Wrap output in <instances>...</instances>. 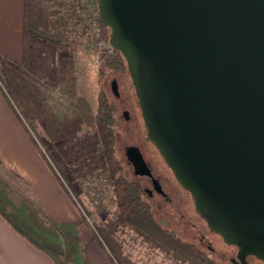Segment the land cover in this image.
I'll return each mask as SVG.
<instances>
[{
  "label": "water",
  "instance_id": "water-1",
  "mask_svg": "<svg viewBox=\"0 0 264 264\" xmlns=\"http://www.w3.org/2000/svg\"><path fill=\"white\" fill-rule=\"evenodd\" d=\"M98 2L148 139L209 229L239 247L242 263L264 260V0ZM133 152L136 174L150 175Z\"/></svg>",
  "mask_w": 264,
  "mask_h": 264
},
{
  "label": "rangeland",
  "instance_id": "rangeland-1",
  "mask_svg": "<svg viewBox=\"0 0 264 264\" xmlns=\"http://www.w3.org/2000/svg\"><path fill=\"white\" fill-rule=\"evenodd\" d=\"M72 4L73 0H28L27 22L36 25L41 30L62 31L73 37L72 25L69 22L71 14H74L76 10H73ZM102 38L104 40V32H102ZM81 43L82 49L77 56L65 58L49 45L35 42L28 36L29 63L27 67L9 69L7 78H5L6 82L2 84L9 96L10 92L6 89L7 87L11 88L12 85L14 90L19 91L36 118L38 127L43 130L45 138L67 161L70 170H74L72 184L77 185L86 195V204L94 210L93 217H86L80 205L76 204L88 228L86 235L90 230L93 237L95 233L93 219L112 218L117 211L110 178L102 172L99 147L91 141L90 120L99 105V95L102 90L107 92L111 102L116 106L114 115L118 134L117 153L125 164L128 175L133 177L126 165L127 146H142L141 148L143 150L145 148L148 156L152 158L154 156L150 155L151 146L144 141L147 128L143 125L142 109L130 69L128 71L125 67L119 71L109 70L106 75H102L101 62L96 54L98 50L94 46H88L85 42ZM115 80L118 83L119 95H116L113 90ZM125 111H129V120L124 116ZM135 124L138 126L136 127ZM38 140H40L39 137ZM161 162L162 172H167L165 175L177 192L174 196L173 191L165 186V181H163L166 191L173 196L176 207L172 210L163 203L160 209L153 207L159 221L164 220V225L180 237L196 244L220 264H264L263 259L253 254L246 257V262L238 263L237 247L226 243L221 235L209 231L196 215L193 201L190 205L191 200L184 201L182 198L185 194L182 190L184 187L179 186L169 174L172 170L165 166L162 160ZM51 167L55 171L52 165ZM8 170L0 166V205L2 208L36 239L50 246L58 257L68 262L85 264L82 246L64 242L65 239L75 238L68 235V228L52 224L47 219L44 210L42 212L40 204H35V200L30 195L29 184L22 177L11 174ZM56 174L58 175L57 172ZM64 232H67V235ZM132 234H125L128 240L125 248L137 263L182 264L168 258L163 253L149 250L145 242L139 238H133ZM97 240L101 243V240ZM104 248L109 255L107 248L105 246ZM110 260H112L111 257Z\"/></svg>",
  "mask_w": 264,
  "mask_h": 264
},
{
  "label": "trees",
  "instance_id": "trees-1",
  "mask_svg": "<svg viewBox=\"0 0 264 264\" xmlns=\"http://www.w3.org/2000/svg\"><path fill=\"white\" fill-rule=\"evenodd\" d=\"M72 6H74L73 10H75L74 2ZM73 15L71 14V17ZM99 22L102 32H104L105 40V46L96 51L97 57L101 62L102 75H106L109 70L115 69L119 71L125 67L129 71L126 56L122 51L116 50L111 45L110 40L113 28L105 25L101 17L99 18ZM25 31L27 36L31 37L35 42L49 45L56 53L65 58L77 56L80 49H82V43L79 40L64 34L62 31L41 30L29 22H26ZM0 79L1 82H6L1 70ZM9 88L10 86L6 89L10 92V96L7 95L29 135L46 160L50 161L49 163L58 173L64 187L71 194L75 203L80 205L79 207L83 210L86 217H93L94 210L86 204V195L82 193L77 185L72 184L74 170H70L67 161L56 152V149L45 138L43 130L38 127L36 118L31 113V109L24 102L25 100H23L20 93L16 92L12 85V89ZM115 110L116 106L111 102L107 92L102 90L99 95V105L90 120L91 141L99 147L102 172L110 178L117 211L112 218L93 219L95 233L92 240L95 238L101 240L114 264H139L134 261L132 254L125 248L128 241L126 235L130 233H133V238H139L145 242L149 250L163 253L176 262H181L182 264H220L209 257L203 249L193 242L180 237L175 231L164 226L157 219L153 206L145 198L140 182L128 175L125 164L117 153L118 134L115 127ZM38 137L40 140H38ZM0 165L3 166L1 163ZM8 172L16 175L11 170H8ZM31 192L30 190V195L35 200ZM35 204L38 205L36 201ZM0 213L21 235L47 253L56 264H76L75 262H68L66 259L58 257L50 246L45 245L30 234L1 205ZM88 244L89 242L82 248L85 255V264H89L86 257Z\"/></svg>",
  "mask_w": 264,
  "mask_h": 264
},
{
  "label": "crops",
  "instance_id": "crops-1",
  "mask_svg": "<svg viewBox=\"0 0 264 264\" xmlns=\"http://www.w3.org/2000/svg\"><path fill=\"white\" fill-rule=\"evenodd\" d=\"M28 14V0H0V70L5 78L9 69H24L29 63L25 31ZM0 163L29 184L36 203L52 224L68 228V235L75 238L65 239V243L83 248L89 242L86 257L90 264H114L104 246L97 239L91 241L90 230L86 235L88 228L76 203L29 135L2 85ZM67 232L64 233L67 235ZM0 264L56 262L21 235L0 213Z\"/></svg>",
  "mask_w": 264,
  "mask_h": 264
},
{
  "label": "flooded vegetation",
  "instance_id": "flooded-vegetation-1",
  "mask_svg": "<svg viewBox=\"0 0 264 264\" xmlns=\"http://www.w3.org/2000/svg\"><path fill=\"white\" fill-rule=\"evenodd\" d=\"M113 84H114V82H113ZM118 95H119V93H118ZM126 113H127V115H126ZM124 116L126 117L127 120H129L130 119L129 111H125L124 112ZM135 125H136V127L138 126V124H135ZM143 125H145L144 117H143ZM144 141L147 142L151 146V148H150V153L151 154L150 155L154 156L155 158L154 157L152 158V157L148 156L146 151H145V148H144V150L141 148L142 146L141 147L140 146H127V148H126V158H127L126 165L128 166V169H129L128 171H131V173L133 174V177L136 178L137 181L140 182V184L142 186V189H143V192L145 194L146 200L148 202H150V204L153 207H156V208L160 209V208H162V203H163L164 205H166V207H171L172 210H174L175 207H176V203H175V201L173 199V196L169 192L166 191V189L164 187V184H163V181H165V186H168V188L173 191V195L174 196H176L177 190L171 184V182L167 179V176L165 175V173H167V172L164 171V170H163L164 172H162L163 167H162L161 160L163 161L165 166L169 167V169L172 170L171 171L172 174L171 173H169V174L179 184V186L180 185L182 187H184V186L177 179V177L175 175V171L168 165L166 159L162 155V153L159 150V148L151 140H149L147 136L145 137ZM132 148L133 149L137 148L140 151L142 157L144 158V161L146 162V164H147V166H148V168H149V170L151 172L150 175H147V174H143V175L136 174V167H135V165H134V163L132 161V158L134 157V152L135 151L133 152ZM182 190L185 191V194L182 195V198H184V201L185 200H187V201L191 200L190 205H192V201H193V204H194V207H195V201H194V196H193L192 192L190 190L186 189L185 187L182 188ZM194 209H195V213L198 216V218L209 229V227L207 225V222L204 219H202L200 217V215L196 212V207ZM163 221L164 220L161 221L162 224H163ZM164 226H166V225H164ZM209 231H211V230L209 229ZM218 235H220V234H218ZM222 238H223V236H222ZM233 246H236L237 247V251L239 252V247L237 245H235V244H233ZM254 256H256V255H254ZM238 263H241V260L239 259V257H238Z\"/></svg>",
  "mask_w": 264,
  "mask_h": 264
},
{
  "label": "built area",
  "instance_id": "built-area-1",
  "mask_svg": "<svg viewBox=\"0 0 264 264\" xmlns=\"http://www.w3.org/2000/svg\"><path fill=\"white\" fill-rule=\"evenodd\" d=\"M75 13L70 18L73 37L96 50L104 47L102 27L99 23L100 12L98 0H73ZM70 29V30H71ZM0 85L3 84L0 79Z\"/></svg>",
  "mask_w": 264,
  "mask_h": 264
}]
</instances>
